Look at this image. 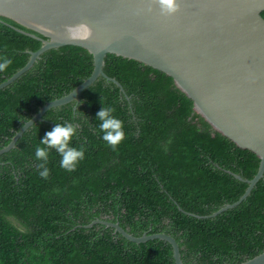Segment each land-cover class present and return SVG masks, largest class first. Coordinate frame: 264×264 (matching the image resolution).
<instances>
[{"label": "trees", "instance_id": "obj_1", "mask_svg": "<svg viewBox=\"0 0 264 264\" xmlns=\"http://www.w3.org/2000/svg\"><path fill=\"white\" fill-rule=\"evenodd\" d=\"M264 19V12L261 14ZM45 39L0 17V56L12 63L0 84L22 69ZM93 58L65 46L43 53L32 68L0 90V149L45 104L90 77ZM104 74L79 101L48 110L16 147L0 155V264H175L166 234L184 264H241L264 251V174L238 206L260 160L239 149L193 110L167 75L108 54ZM115 109L125 139L113 150L95 120L101 106ZM79 124L72 146L85 158L69 173L51 151L49 177L38 175L34 152L54 123ZM236 176L242 178L238 180Z\"/></svg>", "mask_w": 264, "mask_h": 264}, {"label": "water", "instance_id": "obj_2", "mask_svg": "<svg viewBox=\"0 0 264 264\" xmlns=\"http://www.w3.org/2000/svg\"><path fill=\"white\" fill-rule=\"evenodd\" d=\"M175 2L178 10L169 15L162 11L159 0H0V17L45 38H37L42 43L40 49L30 53L27 64L0 84V90L51 49L79 47L93 58L90 77L68 95L40 108L0 149V155L14 149L23 133L42 121L48 110L78 103L80 94L100 77L121 88L103 72L105 58L111 54L170 77L214 131L258 157V171L252 180L245 181L248 187L244 194L212 216L245 200L264 174V0ZM80 24L91 29V37L83 42L69 41L66 27ZM93 223L112 227L133 243L167 242L174 263L184 264L171 236L159 233L133 237L118 223ZM241 264H264V251Z\"/></svg>", "mask_w": 264, "mask_h": 264}, {"label": "clouds", "instance_id": "obj_3", "mask_svg": "<svg viewBox=\"0 0 264 264\" xmlns=\"http://www.w3.org/2000/svg\"><path fill=\"white\" fill-rule=\"evenodd\" d=\"M159 5L162 11L169 15L178 10L175 0H159ZM65 31L69 41L83 42L92 35L91 29L86 24L67 26ZM11 63L9 58L0 56V73L6 71ZM114 112V108L102 105L95 115V120L99 121L100 139L113 150L124 141L126 135L123 121L117 118ZM79 127V124L71 122L54 123L52 130L46 132L43 138L39 140L34 156L35 160L38 161L36 164L38 175L42 179L46 180L50 175L47 164L51 151H55L61 157L60 167L69 173L75 171L78 164L84 160V149L72 146V141L77 135Z\"/></svg>", "mask_w": 264, "mask_h": 264}]
</instances>
